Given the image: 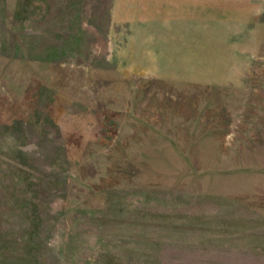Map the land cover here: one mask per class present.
I'll return each instance as SVG.
<instances>
[{"label":"rangeland","instance_id":"obj_1","mask_svg":"<svg viewBox=\"0 0 264 264\" xmlns=\"http://www.w3.org/2000/svg\"><path fill=\"white\" fill-rule=\"evenodd\" d=\"M0 264H264V0H0Z\"/></svg>","mask_w":264,"mask_h":264},{"label":"trees","instance_id":"obj_2","mask_svg":"<svg viewBox=\"0 0 264 264\" xmlns=\"http://www.w3.org/2000/svg\"><path fill=\"white\" fill-rule=\"evenodd\" d=\"M5 166H7V165H5ZM7 167H8V166H7ZM7 167H6V168H7ZM17 174H18V172H17ZM1 191H2V190H1Z\"/></svg>","mask_w":264,"mask_h":264}]
</instances>
